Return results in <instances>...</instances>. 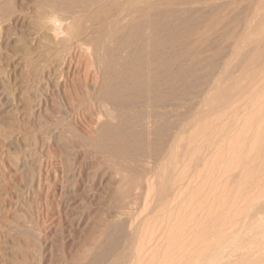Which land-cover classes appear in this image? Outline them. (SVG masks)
Masks as SVG:
<instances>
[{"label":"rangeland","instance_id":"1","mask_svg":"<svg viewBox=\"0 0 264 264\" xmlns=\"http://www.w3.org/2000/svg\"><path fill=\"white\" fill-rule=\"evenodd\" d=\"M51 12L82 14L69 47ZM262 26L264 0H0V264H264Z\"/></svg>","mask_w":264,"mask_h":264},{"label":"bare ground","instance_id":"2","mask_svg":"<svg viewBox=\"0 0 264 264\" xmlns=\"http://www.w3.org/2000/svg\"><path fill=\"white\" fill-rule=\"evenodd\" d=\"M122 1V0H121ZM126 1H128V0H126ZM117 2H118V0H117ZM125 2V1H124ZM121 3V2H120ZM130 3V2H129ZM129 3H127V5L129 4ZM125 4L126 3H124L123 5L125 6ZM118 4H116L115 5V11L113 12V16H115L114 14L116 13V15L117 14H120L121 13V11L120 10H122L123 8H122V6H117ZM131 5V4H130ZM129 5V6H130ZM117 6V7H116ZM127 8V7H126ZM50 9V8H49ZM94 9V8H93ZM92 9V10H93ZM95 9H97V8H95ZM83 10V9H82ZM86 10V9H85ZM89 10V9H88ZM100 10V12H102L101 10L102 9H99ZM80 11V10H79ZM94 11L95 10H93V13H91L92 11H90V15L89 16H95V18H97L96 17V15L98 16V18L97 19H102L103 20V13H105L106 12V14L108 15V12L110 11H108L107 12V10L105 11V10H103V12H102V14L103 15H101V16H99V14L100 13H98V11H95V13H94ZM122 11H124V10H122ZM28 12V11H27ZM31 13H33L32 12V10L30 11ZM29 12V13H30ZM83 12H85V11H83ZM87 12V11H86ZM89 12V11H88ZM34 13H35V11H34ZM73 13V12H72ZM79 13H82L81 11L79 12ZM75 14H76V16H79V14L77 15V12L75 11ZM83 14V13H82ZM82 14H80V17H81V15ZM87 14V13H86ZM73 16H74V13L72 14ZM109 15H111V12H109ZM111 15V16H112ZM257 15V14H256ZM22 16V15H21ZM29 16H32V15H28V17ZM34 16H35V18L33 19L34 20V24L36 25L35 26V28H38V29H40L42 32H44V34L46 35V38L48 37V41L50 42V41H52L53 43H55V44H65V45H67L69 42H71L72 41V43H73V40L75 39V36H76V34H74V33H76V32H78V30H74L73 28H75L76 27V20H77V18L78 17H76V20H73V18L75 19V17H71V20H73V21H75V24H74V22H72V21H70V23L72 22L73 24H74V26L75 27H73V25H71V24H68L67 22L65 23V21H67V20H61V19H59V18H57V17H55L54 16V12H51V13H45L44 15H40V14H38V15H35L34 14ZM87 16H88V14H87ZM88 16V18H90L91 19V17H89ZM110 16V17H111ZM33 17V16H32ZM80 17L78 18V20L80 19ZM100 17V18H99ZM258 17V16H257ZM262 17V16H261ZM31 18V17H30ZM67 18V17H66ZM94 18V19H95ZM106 18H108V17H106ZM70 19V15H69V18H68V20ZM82 19V18H81ZM80 19V20H81ZM84 19H87V18H84ZM89 19V20H90ZM95 20L94 22H95V24L97 23V24H100L101 23V21H100V23L98 22V20ZM105 20V19H104ZM259 20V19H258ZM258 20L256 21V23H257V26H258V28H260V25H261V23L259 24L258 23ZM64 21V22H63ZM82 21V20H81ZM84 21V20H83ZM105 21H107V20H105ZM104 21V24L106 23ZM69 22V21H68ZM78 22V21H77ZM80 22V21H79ZM108 22V21H107ZM251 22H252V20H251ZM85 23V22H84ZM102 23H103V21H102ZM253 23H254V21H253ZM253 23H252V26H253ZM34 24H33V26H34ZM66 24H68V25H66ZM101 25V27H99V28H101L100 30L102 31V24H100ZM105 25H107V24H105ZM263 25V24H262ZM73 28H72V27ZM256 26V25H255ZM257 26L253 29V31H252V33L254 32V30L256 29V30H258V28H257ZM77 27H79V25L77 26ZM76 27V28H77ZM84 27H85V25H84ZM107 27H108V25H107ZM263 27V26H262ZM75 28V29H76ZM80 28H81V26H80ZM98 28V27H97ZM106 28V27H105ZM104 28V29H105ZM72 29V30H71ZM77 29H79V28H77ZM85 29V28H84ZM249 29H252V27H250ZM262 29V28H261ZM263 29H264V27H263ZM99 30V29H98ZM255 30V34L257 33V31ZM10 31V30H9ZM80 32L82 31V30H79ZM86 31V30H85ZM263 31V30H262ZM1 29H0V34H1ZM249 32H251V31H249ZM259 32H260V30H259ZM92 33H94V32H91V33H89V36H91L92 38L94 37L93 35H92ZM100 33V32H99ZM79 34V33H78ZM78 34H77V36H78ZM81 34V33H80ZM87 34V33H86ZM88 35V34H87ZM249 35H251V33L249 34ZM253 35V34H252ZM251 35V36H252ZM259 35V34H258ZM2 36V35H1ZM45 37V36H44ZM253 37V36H252ZM0 38H2V37H0ZM77 39L78 38H80V37H76ZM91 38V39H92ZM255 38H256V36H255ZM254 38V39H255ZM45 39V38H44ZM73 39V40H72ZM253 39V38H252ZM2 40V39H1ZM46 40V39H45ZM78 41V40H77ZM250 41V40H249ZM75 43V42H74ZM55 44H54V46H55ZM76 44V43H75ZM53 45V44H52ZM58 45H56V46H58ZM55 46V47H56ZM61 46V45H60ZM68 47L70 46V45H67ZM63 48V47H62ZM250 73H252V72H250ZM208 104V103H207ZM264 239H262V241H263ZM264 243H262V245H263ZM262 250L264 251V248H262ZM262 260H264V259H262ZM262 262V261H261ZM263 264V263H262Z\"/></svg>","mask_w":264,"mask_h":264}]
</instances>
